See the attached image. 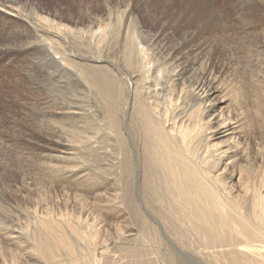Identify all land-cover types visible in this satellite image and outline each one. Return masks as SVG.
<instances>
[{"label":"bare ground","instance_id":"bare-ground-1","mask_svg":"<svg viewBox=\"0 0 264 264\" xmlns=\"http://www.w3.org/2000/svg\"><path fill=\"white\" fill-rule=\"evenodd\" d=\"M219 1L158 0L159 6L169 12L174 5L177 6L174 9L178 8V13L174 14V18L159 25L157 30L144 27L141 15L131 11L129 3L124 10H115L120 14L115 17L110 57L82 56L77 50L73 51L76 53V64L81 67L77 73L85 79H81V86L96 88V95L101 96L100 110H95V106L91 105L88 111L87 103L82 100L86 97L74 93L79 99V106L67 109L71 113L88 117L87 120L91 123L89 127L83 126L84 128L76 133L69 123L66 126L64 123H58V126L43 127L48 130L47 137L51 134L53 138L42 137V141L50 150L58 152L50 154V159H57V162L54 161V167L68 168L67 170L71 171V176H66L65 182L79 180L74 186L86 184L83 188H87V194L90 189L92 192H100V195L93 193L96 195V202L101 198L102 202L106 203L104 205L114 210L117 224H114L113 242L123 239L133 250L141 249L145 254H155L158 257L156 264H184V259L192 264H264V96L261 98L262 102L256 101L257 95L250 87V82L244 80L237 72V67L233 69V63L237 60L240 62L238 66L242 64L244 67L246 56L238 55L239 51L236 52L232 46L223 43L217 48L227 52V56L221 59L215 55L217 45L208 42L207 38L204 39V35L212 28H233L226 25L229 19L226 21L223 11L214 8ZM234 1H237L234 15L242 26L254 22L257 18L261 21L264 17L257 15L258 11L262 10L259 7L263 5L257 8V0ZM261 1L264 2L258 0L257 4ZM6 2L19 8L15 0H0V5L6 8ZM32 5L38 6L35 3ZM25 6H28V2ZM148 11L147 8V14ZM56 13L58 14L57 11ZM188 13L193 16L188 31L183 34L172 31L175 30V24L183 22ZM127 17H132L128 31L124 28L123 20ZM5 18L14 21V24L9 34L0 32V61H10L12 57L24 54L28 63H21V69L29 76L32 71L34 74L42 72L43 75L37 78L40 83L46 81V74L61 75L65 72L63 61L69 62L71 59L64 55L69 42L65 41L64 45L59 47L53 45L52 41L55 42L58 37L53 36L48 40L50 31L40 25L36 14L32 12H27L21 17L18 12L9 11ZM76 28L79 30L85 27ZM59 31H68V27ZM248 31L252 32V29ZM201 38L208 43L197 44L196 40ZM225 38L227 40V37ZM240 40L243 42L244 39ZM191 42H195V46L189 49ZM55 47L58 49L59 59L54 57ZM93 47L96 52L99 51L97 46ZM32 54H35V63L28 59ZM2 57L4 58L1 59ZM247 60L250 64L251 60ZM90 64H94L93 67L90 68ZM17 68L20 71L18 63ZM66 73L68 83L70 76ZM103 73L107 74L108 78L102 76ZM225 73L226 76L223 77ZM225 79L227 84L223 82ZM101 80L104 82L101 83ZM262 86L264 90V85ZM87 91L89 88L83 89L84 94ZM62 94V100L65 102L66 93ZM99 122L102 123L103 130L99 129ZM0 137V169L3 168L7 172L16 171V167L11 166L8 161L7 153L10 156L16 155L22 149L17 145L11 151L3 148L2 145L5 146L9 137L4 134ZM103 137L105 141H109V146H105L108 145L105 142L100 143L99 140ZM68 146L73 151L72 157L64 154L62 150L65 148L66 151ZM102 150L110 152L109 158H106L108 163L105 165L95 159ZM28 156L34 158L30 151L24 157ZM64 160L66 161L63 164ZM38 166L41 165L38 163ZM45 166L47 168L48 165ZM96 170L105 173L110 171L112 180L108 178L99 181L97 174L95 176ZM28 174L30 173H26V170L20 171L15 182L11 185L5 183L6 186L0 179V226L5 229L4 232L0 231V234L5 238H12L11 240L19 237L21 233L26 234V248L33 249L39 260L41 257L43 260L50 259L51 264H55L56 253H60L56 252L57 249L67 252L66 258L76 255V246L70 239L73 237L76 244L77 241H83L95 249L90 255L91 261L87 263L100 264L96 256H101L107 251V244L102 243L101 238L107 233L97 227L95 219L88 222L85 218L86 221L83 222L86 229L81 232L77 223L80 212L87 207L88 200L77 198L79 212L74 201L68 202L66 205L70 212L67 217L62 215L56 218L47 212V207L52 202L59 204L58 201L65 195V190L61 187L55 189L54 184H51L55 189L54 201H50L44 192L37 199L36 193L32 194L34 186L31 188ZM108 181L111 193L105 191ZM14 190L21 194L24 192L25 196L23 201L21 200V214L11 217L4 215L3 209L7 204L5 196ZM52 191L51 189V193ZM106 213L105 210V215ZM56 220L63 223L55 224ZM36 223L40 225L39 234L37 238H29V226ZM33 227L35 228L34 225ZM179 230L188 233L189 237L193 235L195 244L181 243L178 238L181 236ZM140 237L146 238L145 241L143 239L144 242L139 243ZM0 240L2 242L3 238ZM137 253L139 252L136 251L135 254ZM10 260L16 262L15 258ZM58 261L56 264H66L61 262L62 260Z\"/></svg>","mask_w":264,"mask_h":264},{"label":"rangeland","instance_id":"rangeland-1","mask_svg":"<svg viewBox=\"0 0 264 264\" xmlns=\"http://www.w3.org/2000/svg\"><path fill=\"white\" fill-rule=\"evenodd\" d=\"M15 1L18 4L16 6H19V8L18 7L16 8L13 4H11L9 2H6V4L9 6L4 4V6L7 9L0 5V32H1V34H9L10 32H12L14 21H11V20H8L5 18V14H7L9 11L13 12V13L18 12L19 15H21V17H24L27 12H32L33 14H36V18L40 21V25L42 27L46 28L48 31H50L49 34L50 33L51 34L48 37V40H50L53 36L58 37L55 42L52 41L53 45L59 47L61 44L64 45L63 42H65V41L69 42L68 43L69 46L67 45V47L65 48L64 55H66L65 56L66 58H71V59L69 62L63 61V64L66 67V69L64 70L65 72L61 73V75H60V73H53L49 76H48V74H46V76H45L46 81H41V83L37 80V78H39L43 75L42 72L34 74V72L32 71V75L29 76L26 71H23L21 69V63H25V62L28 63L27 57L24 54L14 56V57H12V59L10 61H6V62L0 61V118H1L0 119L1 120L0 128L2 129V131L0 129V134H1L0 136H2V134H4L5 136L9 137V140H6L7 142H6L5 146L2 145V147L11 151L15 148V145H17L18 147H20L22 149L16 155H12V156H10L7 153V151H5L3 149L4 152L7 153V157L9 158L8 161L11 162V166H15L17 170L15 169L16 171L7 172L3 168L0 169V179L2 180L1 182L2 183L4 182L3 183L4 186L11 185L15 182L16 175L20 171L26 170V173L27 172L30 173V174H28V176L30 175L29 181L31 182V188H33V186H34V189H32V194L36 193L35 195H36L37 199H39L41 197L42 193L44 192L49 196L50 201H54L53 200V198H54L53 194H55V192H54L55 189L57 187H61L63 190H65V195L62 197V199L60 201H58L60 205L52 202L51 205L49 204L47 207V212L52 214L56 218H59L62 215H65L64 217H67L66 215H68L70 212V209L66 205L68 202L73 203V201H74L75 202L74 204H77L76 207H78L79 205H78L77 198L82 197V198H84V200H86V201L88 200L86 202V204H87L86 205L87 207L85 208L86 211L84 210L85 212L84 211L80 212L79 217H78L79 222H77V223H78V227L80 228V232H81V231H84L86 229V228H84V222L83 221L87 220L88 222H92L95 219V223L97 224V227L99 229L104 230L107 233L106 236L104 234V236L101 237L102 241H103L102 243L106 242V244H107L106 245L107 251L104 254H102L101 256H96V258L100 260V264H156L158 257L155 254H151V255L145 254L144 251L141 249L133 250L127 244V242H125V240H123V239H120V242H119V240L113 242V237L115 235L114 224H117L116 215L113 214L114 210L110 209L107 205H104L106 203H103L101 198H99L98 201L96 202L95 196L100 195L101 194L100 192H96V191L92 192V189H90V190H88V194H87V191H86L87 188H83L86 184L80 183L79 185L74 186L76 181L78 182L79 180H74L72 182H65V177L66 176L70 177L71 171L67 170L68 168L67 169H64V168L60 169V168L54 167L55 162H57V159H55V160L50 159V157H51L50 154H55L58 152L50 150L47 147V145L42 141V137L53 138L51 134H50V136L47 137L46 133L48 132V130L46 128H43V127L49 126V125L50 126H58L59 125L58 123H64L65 126L67 125V123H69V125H71L74 128L75 133L77 131L79 132L81 128H84L83 126L89 127V125L91 123L89 122L90 120H87L88 117H86L84 115L80 116L81 114L79 115V114L71 113L67 109L68 107H73V106L75 108H78L77 106H79V101H77V100H79V99L77 96L79 93L83 97H86L82 100L87 103V105H86L87 110L89 108L91 109L92 106H95L94 109L97 108L98 110H100L101 107H100L99 99H101V96L99 94H97L99 96L96 95V93H97L96 88L95 87L81 86V79H83V78L80 77L81 74L79 76L77 73V72H80L78 69H80L81 67L78 64H76V61H77L76 53H74L73 51L77 50V53L79 52V54L82 56H84V55L85 56H88V55H102V56L106 55V56L110 57L109 55H110L111 50H112L113 33L115 30L114 28H115V23H116L115 17L120 14V13H116L115 10L122 11V10H124V8L129 3V4H131V11H133L134 13L137 12L141 15V22H142L144 27L147 26V28H152V29L157 30L156 28H158L159 25L168 21L169 19H172V17L174 18V14L178 13V8L174 9L177 6L174 5V8L172 7L174 10L172 9L169 12V11H166L164 8H161L159 6L158 0H15ZM26 2H28L29 7L25 6ZM236 2L237 1H234V0H220L218 3H216L214 5L215 9L223 11V16L226 19V21L229 19L227 21L228 23L226 25H229L230 27H233V28H229V29L228 28H221V29L212 28L210 30L211 33L209 32V33L204 35L205 36L204 39L207 38L209 40L208 42H214L217 45L215 47L217 49L215 55L219 56L221 59H225V57L227 56V52H225L221 48H217L219 45H222L223 43H226V44L232 46L234 51H236V50L239 51V52L236 51L238 53V55L246 56V58L241 57V58H245L244 67L242 66V64L240 66H238V64H240V62L237 60L233 63V69L234 68L236 69V67H237L239 69V70H237V72L240 75H242L244 80L246 79L247 81L250 82V87L252 88V90H254V92L257 95V98L255 100L260 103V102H262L261 98H263V96H264V90L262 89L263 88L262 85H264V24H263L264 23V17H262L261 21H259L257 18V20L256 19L253 20L255 23L249 22L248 25L246 24V25L242 26V24L239 21H236V18L234 15L235 14L234 8H235V5L237 4ZM257 2H258V0H257ZM257 2L255 5L257 8L263 4L262 5L263 7L262 6L259 7V9H262V10L258 11L259 13L257 15L258 16H264V2L262 3V1H261L260 4L259 3L257 4ZM32 3L37 4L39 7L32 5ZM80 6H81V8H80ZM147 8H148V10H149L148 12L150 14L149 13L147 14V12H146ZM28 9H30V10L33 9V10L30 11ZM56 11L58 12V14L56 13ZM82 14H84V15L82 16ZM14 17L16 18V16H14ZM192 17L193 16H191V14L188 13L184 19L185 24H184V21L179 23V24H175V26H174L175 30H172V31L179 33V34L185 33L186 30L188 31V29H189L188 25L190 24L189 22L191 21ZM123 20H125L124 28L126 31H128V26L131 25L132 17H127V19H123ZM75 24H77L78 27L81 26V27H85V28L78 30L76 28L77 26ZM251 24H252V26H251ZM256 24H257V26H256ZM67 27H68V31H59L60 29H66ZM255 28H256V30H255ZM261 28H263V29H261ZM213 29H214V31H213ZM233 29H236V30H233ZM251 29H252V32L248 31ZM155 30H152V31H155ZM76 31H78L79 33H77ZM227 31L229 34L227 33ZM72 33H74V34H72ZM239 33H242V34H239ZM244 33H246V34H244ZM250 34L251 35L253 34V35L250 36ZM212 35H215V36H212ZM236 35H237V37H236ZM241 35H242V37H240ZM225 37H227V40ZM230 37H231V39H230ZM250 38H251V40H249ZM204 39L201 38L199 40H196V43L199 44L201 42H204L205 44H207L208 42L206 43V41H204ZM240 39H242V40L244 39L243 42ZM237 42H239V43L237 44ZM110 43H112V44H110ZM141 43H144V42H141ZM109 44H110L111 48H110V46H107ZM193 44H195V42H191L188 45V48L189 49L193 48L195 46V45L193 46ZM245 45H246V48H248V49L245 48ZM251 45H253V46H251ZM93 46H97L99 51L96 52ZM121 46L123 48V45H121ZM57 47H55V50L53 51V53H55L54 57H57L59 59ZM252 47H253V49H252ZM236 48H238V49H236ZM107 49H109V51ZM184 50H186V49H184ZM240 52H242V53H240ZM258 54L261 56H259ZM262 55H263V57H262ZM256 57H258V58H256ZM3 58L4 57H2L1 59H3ZM28 59H30V61L32 63H35V54H32V56H29ZM247 59L251 60L250 64H249ZM159 61L160 62L162 61L161 58H159ZM256 62L257 63L259 62V63L256 64ZM17 63L19 64L20 71L17 68ZM93 65L94 64H90L89 67L91 68V67H93ZM256 68H257V70H256ZM252 70H254L255 72L253 73ZM24 72L26 74H24ZM243 72H244V75H243ZM65 73L68 76H70L68 83H66L67 78L65 77ZM76 73H77V76L75 75ZM234 73H235V71H234ZM86 74H87V72H86ZM102 76L108 78V75L105 73H103ZM225 76H226V73L224 74L223 77H225ZM83 80H85V79H83ZM103 82L104 81L101 80V83H103ZM223 82L225 84H227V79L223 80ZM50 83H52V84H50ZM42 84H44V85H42ZM63 87H65V88H63ZM82 88L83 89L89 88V91L86 92L87 94L83 93ZM94 88H95V90H92ZM255 89H257V90H255ZM62 92L66 93L65 102L62 100V96H63ZM74 93H77L76 94L77 96ZM92 93H93V95H92ZM98 97H100V98H98ZM86 99H87V101L88 100L89 101L87 102ZM30 100H31V102H30ZM66 100H67V103H66ZM94 100H95V102H94ZM7 120H8L9 124L7 123ZM82 120H85V121H82ZM2 121L3 122L5 121V122L2 123ZM10 122H12V123H10ZM74 124H76V125H74ZM3 126H4V128H3ZM10 126H12V127H10ZM9 127H10V131H9ZM87 128H85V129H87ZM100 128H101V130L104 129L102 123L99 122V129ZM76 129H78V130H76ZM30 132L32 134H30ZM101 135H102V133H101ZM103 138L102 139L99 138L100 139L99 141H101L100 143H103V144L106 143L108 145H105V146H109V141L107 142V141H105V138H104V140H103ZM26 147H28L29 150ZM70 148L71 147L68 146L66 151H65V148L62 149L64 154H67L68 156L73 155V151L70 150ZM46 150H48V151H46ZM28 151L31 152V155L34 158L29 157V156L24 157V156L28 155ZM25 152H27V153L25 154ZM46 153H47V155H46ZM109 153H110L109 151L107 153V150H105V151L102 150V151H100V154L97 155L98 158L95 157V159H97V161L99 160L98 162H100V163L102 162V164L105 165L108 163V160H106V158L107 159L109 158V155H108ZM47 158H49V159H47ZM64 159H67V158H64ZM41 160H43V161H41ZM65 161L66 160L63 161V164ZM104 161L106 163H104ZM49 162H50V165H49ZM38 163H39V165H41L40 167L38 166ZM42 163L44 165H48L47 166L48 169L46 168V166L44 167V165ZM52 164H53V167H52ZM40 168H41V170H40ZM95 172H96L95 176L97 174L99 181L107 180L108 178L112 180V176H111L112 174L110 171H107L105 173L103 171L96 170ZM100 172H102V173H100ZM32 173L34 174V176ZM26 176H27V174H26ZM110 176H111V178H110ZM26 179H28V178H26ZM58 181H60V182L58 183ZM5 183H6V185H5ZM51 184H52V186L54 184L53 187L55 189L51 186ZM60 184H62V185L60 186ZM108 186H109V188H108ZM105 188L108 190L107 191L105 189L106 192L111 193V190H110L111 187H110L109 181H108L107 186H105ZM49 189H50V191H49ZM51 189L53 190L52 191L53 193H51ZM84 190L86 191V194L84 193L85 192ZM74 191H76V192H74ZM12 192L7 193V195L5 196L7 204L4 205L5 209H3V212H5L4 215L8 214L9 216L11 215V217L13 215H16V214H21L19 212V210L21 208V203H22L21 200L23 201V199H24L23 196H25L24 192H22V194H21V192H19L17 190L16 191L14 190L13 193ZM17 192H18V194H17ZM67 193H68V195H67ZM75 193L78 195H76ZM93 193L94 194L96 193V195H94ZM12 194H13V196H12ZM14 195H16V197H18L19 195L20 196L18 198L15 197L16 198L15 199ZM88 195L90 196L89 198H88ZM86 197H87V199H86ZM12 200H14L15 202ZM54 206H56V207L54 208ZM11 209H12V211H11ZM105 210L109 214L106 213V215H105ZM99 211H100V213H99ZM78 212H79V207H78ZM85 218H86V220H85ZM118 220L120 221L119 218H118ZM56 223L62 224L63 222L56 220L55 224ZM33 225L35 226V228L33 227ZM39 226H40L39 223L32 224L29 226L30 231L27 234L29 238L30 237L35 238V236L37 238L39 231H40ZM135 227H136V225H135ZM0 231L4 232L5 229L2 226H0ZM63 231H65V228L63 229ZM140 233L142 234L143 231H141ZM179 234L181 236H178V238H179V241L181 243H185V242L189 243L190 242V243L195 244L196 239L193 235H192V237L190 236L192 239L194 238L192 241V239L189 237V235H187L188 233L186 234L184 231L179 230ZM0 235H1L0 238L1 239L3 238L2 242L0 240V246L2 248L4 246V248H3L4 250L0 247V262H1L0 264H8V263L9 264H20V262H21V264H28L29 262H30L29 264H32V263L33 264H51L49 262L50 259L49 260L45 259L46 260V262H45V260H43L41 257L39 260V257L37 255H35L36 253H35V251H33V249L30 250L29 248H26L27 243H28V241H25V239H27L25 237L26 234L21 233L20 235H18L19 237H14L13 240H11L12 238H10V237H8L9 238L8 239V238L3 237L2 234H0ZM23 236H24V238H23ZM88 236H90V235H88ZM186 238H188V239H186ZM70 239L73 241V243L76 246L74 254H76V255L78 254L79 256L73 255V256H69L68 258H66L65 253H67V252H64L62 249L61 250L57 249L56 252H60V253L58 254L55 252L57 254L54 258L55 264L57 263L58 260H59L58 262H60L62 260L61 262H66V264H88L87 262L91 261L90 255H91V253H93V251H95V249L93 250V247L89 243H84L83 241L80 243L79 241H77V244H76L73 237H71ZM143 239L145 241L146 238L140 237L138 242L142 243ZM10 240L12 242H10ZM15 240L17 243L15 242ZM21 244H23V246ZM12 245H13V248H12ZM95 247H97V246H95ZM6 248H8V249H6ZM9 248H11V249H9ZM82 249L84 252H82ZM7 250H8V252H7ZM15 250H17V251L19 250V251L17 252ZM21 250L24 252H21ZM77 250L80 252H78ZM85 251H87V252H85ZM136 251L139 253L142 251L143 253L141 252L140 254L139 253L135 254ZM10 252H11V254H10ZM12 252H13V255H12ZM8 253H9V255H8ZM19 253L22 255H20ZM33 254H34V256H33ZM74 256H76V257H74ZM146 256L148 257V260H147ZM10 258H15L16 262L11 261ZM18 258H21V259L19 260ZM35 258H37V259H35ZM29 259H30V261H29ZM182 262H184V264H189V263L192 264L187 259H184Z\"/></svg>","mask_w":264,"mask_h":264}]
</instances>
